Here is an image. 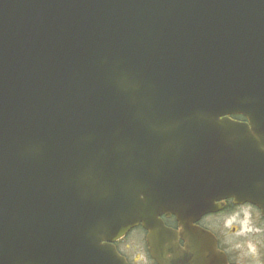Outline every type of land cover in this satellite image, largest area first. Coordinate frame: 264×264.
Listing matches in <instances>:
<instances>
[{
  "label": "water",
  "instance_id": "water-1",
  "mask_svg": "<svg viewBox=\"0 0 264 264\" xmlns=\"http://www.w3.org/2000/svg\"><path fill=\"white\" fill-rule=\"evenodd\" d=\"M227 198L264 216V0H0V264H127L137 225L183 264Z\"/></svg>",
  "mask_w": 264,
  "mask_h": 264
},
{
  "label": "flooded vegetation",
  "instance_id": "flooded-vegetation-1",
  "mask_svg": "<svg viewBox=\"0 0 264 264\" xmlns=\"http://www.w3.org/2000/svg\"><path fill=\"white\" fill-rule=\"evenodd\" d=\"M219 205L221 208L218 211L207 213L195 222L196 226L209 232L211 236L190 243L178 234V243L183 253V264H264V239L255 240L260 242L253 244L254 250L249 252L243 243L244 238L228 240L223 232L225 229L215 225L217 216L231 215L235 212L243 216L241 210L251 208L257 213V218L251 222L254 229L258 231L256 234L264 233V216L260 210L247 202L236 203L232 198L220 201ZM164 219L166 226L179 232L173 217H164ZM113 245L116 252L123 256L128 264H157L150 256L146 231L140 225L129 230L121 239L114 241Z\"/></svg>",
  "mask_w": 264,
  "mask_h": 264
},
{
  "label": "rangeland",
  "instance_id": "rangeland-1",
  "mask_svg": "<svg viewBox=\"0 0 264 264\" xmlns=\"http://www.w3.org/2000/svg\"><path fill=\"white\" fill-rule=\"evenodd\" d=\"M243 212V216L240 214L232 213L231 215H221L217 216L215 219V225L218 228H224V235H226V239L232 240L237 238H244V244L246 249L249 252L254 250L253 244L259 243L260 241L255 240H263L264 233H258L257 230L254 229L251 224L252 220L257 218V213L251 208H244L241 210ZM251 215V217H250ZM227 217V218H226ZM136 250L139 248L135 247ZM258 264V263H252Z\"/></svg>",
  "mask_w": 264,
  "mask_h": 264
},
{
  "label": "trees",
  "instance_id": "trees-1",
  "mask_svg": "<svg viewBox=\"0 0 264 264\" xmlns=\"http://www.w3.org/2000/svg\"><path fill=\"white\" fill-rule=\"evenodd\" d=\"M232 118L238 119V120H244V118L241 115H235Z\"/></svg>",
  "mask_w": 264,
  "mask_h": 264
}]
</instances>
